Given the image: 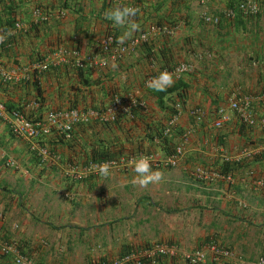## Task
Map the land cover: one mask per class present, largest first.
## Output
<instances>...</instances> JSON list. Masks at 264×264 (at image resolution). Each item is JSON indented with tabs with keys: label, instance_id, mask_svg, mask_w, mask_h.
<instances>
[{
	"label": "crops",
	"instance_id": "1",
	"mask_svg": "<svg viewBox=\"0 0 264 264\" xmlns=\"http://www.w3.org/2000/svg\"><path fill=\"white\" fill-rule=\"evenodd\" d=\"M255 1L260 12L247 18L234 10L237 0H140L135 19L141 30L133 36L145 33L146 40L113 60L97 54V42L108 31L117 39L125 30L105 14L126 0H0V24L22 26L0 35V103L7 109L44 121L57 111L103 107L112 96L144 103L131 118L75 125L68 140L51 130L39 139L57 155L46 161L31 141L11 134L8 117H0V240L18 245L35 264H101L153 244L232 254L204 264L264 259V125L246 126L226 109L230 99L249 96L253 118L264 119V0ZM72 50L102 61L76 71L59 59ZM43 61L41 72L34 66ZM180 63L192 67L173 77L180 100L176 92L159 100L147 80ZM176 101L172 149H160L149 137ZM193 108L204 112L199 123L188 114ZM217 109L228 121L215 128ZM187 131L175 165L152 168L164 174L159 183L134 184L133 166L110 169L107 177L64 174L96 149L163 158ZM224 163L228 180L218 177ZM198 168L217 176L197 179ZM0 264L13 263L4 255ZM158 264L185 263L161 257Z\"/></svg>",
	"mask_w": 264,
	"mask_h": 264
},
{
	"label": "built area",
	"instance_id": "2",
	"mask_svg": "<svg viewBox=\"0 0 264 264\" xmlns=\"http://www.w3.org/2000/svg\"><path fill=\"white\" fill-rule=\"evenodd\" d=\"M127 6H137L140 0H126ZM234 10L243 17L255 16L260 12V7L255 0H237ZM229 15H233V10L228 11ZM204 21H212L216 23V18L203 17ZM22 28L19 22L13 23L9 29V33L20 31ZM165 31L166 29H162ZM146 40L145 33H138L132 37L127 43L118 44L117 40L112 35H103L98 42V48L101 54L113 60L119 59L126 49L135 47L138 44L144 43ZM59 59L62 61H71L74 68H93L98 65L102 59L97 54H89L81 57L77 50L69 51L68 53H60ZM37 70L43 72L46 70V63H35L34 66ZM192 69L190 64L180 63L172 67L171 69L163 70L172 73L174 78H178L183 74L190 72ZM152 78V77H151ZM149 78L148 80H150ZM147 80V81H148ZM264 100V94L261 97ZM252 99L249 96H239L230 99L226 109L236 115L238 121L246 126L264 125V119L255 120L251 114ZM135 108H144V103L135 98L123 99L118 96H113L110 102L102 111H96L94 109H66L50 113L45 116L44 121H31L26 118L23 112L19 110H7L6 107L0 103V117H8V126L10 132L24 139L32 142L33 149L36 156L41 161L55 160L57 155L53 154L46 147L37 143L40 137L46 136L51 130L56 131L65 140L70 138V133L75 125H86L93 121H99L100 123L113 122L117 116L130 117V112ZM180 109L179 103L173 105L174 113L169 116L164 124L162 135L169 136L174 128L176 117ZM189 116L195 123L202 121L204 112L199 108L190 109ZM228 121L227 114L223 109H217L212 119V126L215 128L220 127ZM189 132L181 136V144L174 147L172 152L163 158L155 159L151 161L152 167L159 166H174L177 157L182 152V143L187 140ZM140 155H133L129 157H119L110 160L101 161H86L81 164H69L65 168V176L75 180L87 178L93 175H100L98 169L94 165L110 162L111 169H124L132 167L131 161L134 158H138ZM195 176L197 179H205L208 177H216V174L209 173V171L198 168L195 170ZM218 177H224L229 179V176L219 174ZM0 253L8 255L13 264H34L31 259L21 255L18 248L13 244L0 240ZM180 257L185 264H203L207 261L208 257L211 261H217L220 259H232V254L226 249L219 247H209L207 249H194V250H180L174 246L166 244H153L150 247H146L136 253L125 254L120 256L109 263L105 264H158V258H175ZM249 264H264L263 258H258L255 262Z\"/></svg>",
	"mask_w": 264,
	"mask_h": 264
},
{
	"label": "clouds",
	"instance_id": "3",
	"mask_svg": "<svg viewBox=\"0 0 264 264\" xmlns=\"http://www.w3.org/2000/svg\"><path fill=\"white\" fill-rule=\"evenodd\" d=\"M139 13H140V8L139 7L127 6L126 5V6H122V7H120V6L115 7L113 9L109 10L105 14L106 18L111 20V21H113V23L116 26H120V27L125 28V30L122 32V34L117 39L114 37L115 40H117L118 44H121V45L124 44L128 39L130 40L132 38L134 33H136V32L141 30L140 24L135 19L138 16ZM236 13L238 15H240L238 12H236ZM257 15H255V16H257ZM212 18H216L217 19V17H212ZM217 21H218V19H217ZM105 34L106 35H111V34H107V33H105ZM105 34H103V35H105ZM4 39H5L4 36H0V42H3ZM98 42H99V40H98ZM98 42H97V49H98V53L97 54H99V55L104 57V55L101 54V52H100V50L98 48ZM105 64L107 65L108 61H105ZM111 67H112V69H116L118 67V65H116L115 63H112ZM78 69H81V68H78ZM88 69H90V68H88ZM173 83H174V79H173L172 73H169L168 71H163L157 77L152 78L149 81H147L146 82V86L151 88L154 91L162 92V91H166V89L168 87H171ZM71 109H73V108H71ZM90 109H92V108H90ZM7 110H9V109H7ZM11 110H13V109H11ZM128 118H131V116L128 117ZM31 121H36V120H31ZM70 135H71V133H70ZM37 143L39 145H41L39 140L37 141ZM41 146H43V145H41ZM131 156H133V155H131ZM119 157H129V156L121 155V156H117L116 158H119ZM116 158H113V159H116ZM108 160H110V159H108ZM152 160H153V157H150V156H147V155H141L138 158H134L131 161V163L133 164V171L136 173V175L133 177V181H132L134 184H136V185H138L140 187H147L150 183H153V184L159 183L164 178V174H163L162 171L153 170L152 169V168H156V167H152V164H151ZM84 162H86V161H84ZM94 167H96L98 169L100 175H102L104 177H107L110 174V169H111V163L110 162H103V163L94 165ZM166 245H168V244H166ZM129 254H132V253H129ZM109 262H105V263H109ZM105 263H101V264H105Z\"/></svg>",
	"mask_w": 264,
	"mask_h": 264
},
{
	"label": "trees",
	"instance_id": "4",
	"mask_svg": "<svg viewBox=\"0 0 264 264\" xmlns=\"http://www.w3.org/2000/svg\"><path fill=\"white\" fill-rule=\"evenodd\" d=\"M109 1V0H108ZM118 6H121V5H118ZM116 6V7H118ZM252 17H255V16H252ZM247 18H251V16H248ZM13 22V21H12ZM11 21L10 22H6L4 25L3 24H0V35H4V33H6L7 30H9L11 28ZM107 34H111L113 37L115 36L113 33H110V31L107 32ZM0 45H1V42H0ZM0 49L1 46H0ZM98 50V49H97ZM87 70H92V69H87ZM76 71H79V69L77 68ZM178 88H179V85L176 84V85H173L171 86L170 88H167L166 91H162V92H159V91H155L154 94L155 96L161 100V98L165 95H171L172 93L176 92V97L178 100H180V92L178 91ZM113 97V96H112ZM112 97L110 98V100L112 99ZM180 101H176V103H178ZM109 103V102H108ZM107 103V104H108ZM106 104V105H107ZM104 105L103 107L101 106L100 108H94V110L96 111H102L105 106ZM159 107L162 108V105H161V102L158 103ZM174 105V104H173ZM173 105H171L167 110H166V113L167 114V118H166V121L167 119L169 118V116H171L173 113H174V110H173ZM93 109V108H92ZM143 108H135L133 109L130 114H131V117L133 115V112H135L136 110H142ZM122 116H117L116 119L113 121V122H110V123H115L117 122L119 119H121ZM165 121V122H166ZM163 128L164 126H161V125H158V127H155V129L153 130V133L150 135V140H157V144L160 146V149H164V148H171L170 144H169V139H170V135L169 136H163L162 135V131H163ZM172 149V148H171ZM172 151V150H170ZM120 153L118 152V150H114V149H110V150H107L105 148H103V150H93V151H90V155L88 157L89 160L87 161H101V160H108V159H113V158H116L117 156H121V154L119 155ZM169 154V153H168ZM229 164L227 163H224L223 165H221L218 169V172L221 174V175H228V174H231V170L230 168H228ZM5 241V240H4ZM7 243H10L9 241H5ZM16 248L19 249V252L21 253V255L27 257L30 259V255L29 253L23 251L18 245H15ZM2 255V254H1ZM4 257V255H2L0 257V260ZM35 264V263H34Z\"/></svg>",
	"mask_w": 264,
	"mask_h": 264
}]
</instances>
